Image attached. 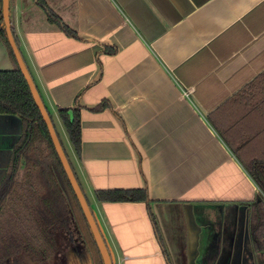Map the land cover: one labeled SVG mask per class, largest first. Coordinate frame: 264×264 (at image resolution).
Segmentation results:
<instances>
[{
	"label": "crops",
	"instance_id": "obj_1",
	"mask_svg": "<svg viewBox=\"0 0 264 264\" xmlns=\"http://www.w3.org/2000/svg\"><path fill=\"white\" fill-rule=\"evenodd\" d=\"M45 2L77 38L36 0H10L12 32L57 124L80 112L69 158L113 264H264L250 231L260 189L218 130L264 74V0ZM13 70L0 37V72ZM20 135L0 113L1 169ZM134 190L149 202L96 199Z\"/></svg>",
	"mask_w": 264,
	"mask_h": 264
},
{
	"label": "trees",
	"instance_id": "obj_2",
	"mask_svg": "<svg viewBox=\"0 0 264 264\" xmlns=\"http://www.w3.org/2000/svg\"><path fill=\"white\" fill-rule=\"evenodd\" d=\"M36 3L51 24L56 25L67 36L77 38V34L63 23L45 0H36ZM0 19L3 20L2 0ZM0 37L14 63L13 71L0 72V113L17 116L21 121V135L12 149L6 176L0 185V264H24V255L30 257L31 262L37 261L38 257H42L41 260L44 261L55 257L59 249L55 235L60 231L71 234L70 224L72 215L76 221V210L91 241L89 251L94 259L90 255L92 264H104L47 125L19 68L5 26L0 29ZM107 52L113 54L115 50L107 49ZM254 91L259 95H247ZM240 97L245 99L243 115L225 126V130L220 127L218 130L260 189L259 197L251 206L250 215L251 241L258 251L264 245V74ZM239 99L236 101L239 102ZM106 107L105 104L97 110ZM59 117L71 146L80 156V112L60 110ZM41 144H46L49 149V155L44 159L39 155ZM64 151L74 171L71 160L65 149ZM96 199L102 203L149 202L147 192L141 190L97 192Z\"/></svg>",
	"mask_w": 264,
	"mask_h": 264
},
{
	"label": "water",
	"instance_id": "obj_3",
	"mask_svg": "<svg viewBox=\"0 0 264 264\" xmlns=\"http://www.w3.org/2000/svg\"><path fill=\"white\" fill-rule=\"evenodd\" d=\"M2 18L6 30V34L8 37V41L10 43V46L14 52V55L16 57V60L18 62L19 68L30 88V91L32 93L33 99L42 114L43 120L47 125V128L49 130L52 142L54 144V147L56 149V152L58 153V156L61 160V163L63 165V168L67 174V177L72 185V188L74 190V193L79 201V204L82 208V211L86 217V220L90 226V229L92 231V234L94 236V239L96 241V244L98 246V249L100 251V254L102 256L104 264H113L109 249L107 247V244L105 242V239L103 235L101 234V231L99 229V226L95 220V217L91 211L89 202L75 176V173L71 167V164L69 163V160L67 158V155L63 149V146L61 144V141L59 139V136L57 134V131L55 129V126L53 124V121L51 119V116L49 112L46 109V106L42 100V97L35 85V82L29 72V69L23 59V56L19 50V47L17 46V43L14 39V35L12 32L11 27V21H10V0H2Z\"/></svg>",
	"mask_w": 264,
	"mask_h": 264
},
{
	"label": "rangeland",
	"instance_id": "obj_4",
	"mask_svg": "<svg viewBox=\"0 0 264 264\" xmlns=\"http://www.w3.org/2000/svg\"><path fill=\"white\" fill-rule=\"evenodd\" d=\"M1 28L4 26L3 20H1ZM258 92L254 91V93H248L247 95L252 97L253 94L256 95ZM259 95V93H258ZM257 95V98H258ZM54 126L56 127V131L58 136L61 139V142L64 146V149L66 150L69 157H71L70 154V148H69V139L66 134V131L63 127H60L56 120L54 119ZM39 155L42 159L47 157L49 155V149L46 144L39 145ZM22 180V179H20ZM88 197V201L91 202L90 197L88 194L86 195ZM70 230L71 234H66L64 231L57 232L55 235L56 243L58 245V253L55 257H53L50 260L44 261L41 260L42 257H38L37 261L31 262L30 257L24 255L23 262L24 264H92V255L90 254L89 245L91 246V241L87 237V233L84 230V225L81 221L80 215L78 214L76 210V221L73 218L72 215V221L70 224ZM110 246V245H109ZM91 255V258H90ZM115 260V264H117L115 257H113ZM93 259V258H92ZM94 260V259H93Z\"/></svg>",
	"mask_w": 264,
	"mask_h": 264
},
{
	"label": "flooded vegetation",
	"instance_id": "obj_5",
	"mask_svg": "<svg viewBox=\"0 0 264 264\" xmlns=\"http://www.w3.org/2000/svg\"><path fill=\"white\" fill-rule=\"evenodd\" d=\"M5 176H6V169H1L0 168V185H1V183H2V181H3V179L5 178ZM243 226H242V228H241V230H242V232L244 233V231H243ZM246 256V255H245ZM85 264V263H84Z\"/></svg>",
	"mask_w": 264,
	"mask_h": 264
}]
</instances>
